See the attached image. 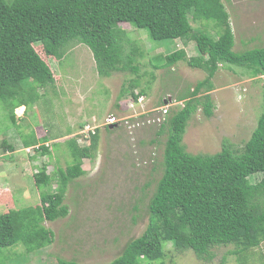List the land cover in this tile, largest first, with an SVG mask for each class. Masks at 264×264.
Listing matches in <instances>:
<instances>
[{"label": "trees", "instance_id": "1", "mask_svg": "<svg viewBox=\"0 0 264 264\" xmlns=\"http://www.w3.org/2000/svg\"><path fill=\"white\" fill-rule=\"evenodd\" d=\"M190 19L213 22L214 36L194 30ZM120 24L144 29L156 41H194L197 56L188 58L184 49H178L164 56L163 64L152 67L167 69L185 62L206 76L177 98L183 106L171 110L159 124L155 133L165 136L162 173L147 204L148 224L108 264L161 260L165 243L176 251L190 250L202 261L212 260V249L220 246L234 245L237 255L259 248L264 242V109L239 149L223 139L214 154H190L182 143L192 114L200 109L206 118L213 116L210 92L220 67L237 68L241 76L264 81V46L233 51L234 36L221 0H0V101L16 103L8 106L9 121L16 124L14 110L25 105V94L54 84L49 66L34 49L37 44L45 57L56 61L63 59L71 43L85 45L99 76L109 77L113 72L135 76L121 88L117 102L145 95L143 90L134 93L143 53ZM262 101L264 106V89ZM115 107L121 109L118 103ZM31 134L27 138L21 132L23 147L48 154L45 140L41 142L45 137ZM88 136V146L79 147L76 138L69 145L70 165L52 176L45 166L32 174L38 190H48L53 182L56 187L40 196L38 206L0 215V248L20 243L29 253L53 242V233L42 222L68 215L63 204L67 186L85 174L82 161L97 145L99 129L89 131ZM6 147L12 151L10 145ZM256 174L259 180L251 183L249 177ZM57 264L78 263L57 259Z\"/></svg>", "mask_w": 264, "mask_h": 264}, {"label": "rangeland", "instance_id": "2", "mask_svg": "<svg viewBox=\"0 0 264 264\" xmlns=\"http://www.w3.org/2000/svg\"><path fill=\"white\" fill-rule=\"evenodd\" d=\"M221 1L234 36L233 51L264 46V0ZM190 25L214 36L211 21L190 19ZM119 26L143 53L138 59L139 86L134 92L144 91L149 113L136 110L137 107L124 110L127 98L116 101L121 88L134 79L133 74L113 72L109 77L99 76L91 51L75 43L67 47L61 61L45 57L42 46L34 45L49 66L54 84L25 94L24 109L14 110L16 124L8 118V106L16 104L15 100L0 101V215L38 206L40 196L54 190V182L48 190H38L32 174L45 166L52 176L57 169L70 165L69 145L75 138L79 147L88 146V131L95 126L99 129L108 115L121 123L114 129H99L97 145L82 161L85 174L67 186L63 204L68 207V215L42 222L53 233V242L29 253L20 243L0 248V264H57V259L108 264L120 256L126 243L145 230L149 221L147 204L162 173L165 136L155 133L161 119L160 106L166 105L170 110L182 107L177 98L206 74L185 62L167 69L152 67L163 64L164 56L178 49H184L188 58L197 56L194 41H156L144 29ZM212 83L213 116L206 118L198 109L183 135L182 143L190 154H214L220 151L223 139L233 149H239L264 109L262 78H246L237 68L220 67ZM169 97L168 103L163 101ZM116 103L122 109L118 110ZM31 131L37 138L45 137L41 142L45 140L48 154L23 147L21 132L29 138ZM259 178L258 174L252 175L249 181L254 183ZM163 250V258L149 264H264V242L249 253L238 255L233 253L234 245L216 247L210 261L198 260L190 250L176 251L169 243L163 244Z\"/></svg>", "mask_w": 264, "mask_h": 264}, {"label": "built area", "instance_id": "3", "mask_svg": "<svg viewBox=\"0 0 264 264\" xmlns=\"http://www.w3.org/2000/svg\"><path fill=\"white\" fill-rule=\"evenodd\" d=\"M134 93H136V92H134ZM127 99H129L128 100V106H126L125 105V108H124V110L127 108V110H128V112H129V109H134L135 107H137V109L136 110H140L141 111V109L142 110H144V113L146 112V111H148V110H146L145 109V97L143 96V95H140V96H138L136 99H133V98H131V97H129V98H127ZM163 101H167V103L170 101V97H169V99L168 98H165ZM163 101H162V104H163ZM120 105V104H119ZM182 106H183V104H182ZM122 106L120 105V108H121ZM161 107V108H160ZM159 108H160V116H161V119H158V122H159V124L160 123H162V122H165L166 121V119H167V117H168V115H169V113H170V108H168L166 105H162V106H160ZM167 107V108H166ZM129 108V109H128ZM158 108V109H159ZM122 109V108H121ZM149 111H151V110H149ZM149 111H148V113H149ZM143 113V112H142ZM146 115V114H145ZM120 121L119 120H117L116 119V117L115 116H113V115H108L106 118H105V120H104V122H103V124L100 126V128L99 129H104V128H107V127H109V126H111V125H115L116 127H118V126H120ZM94 130L95 129H98V127H94L93 128ZM88 130H91V129H86V132L88 131ZM94 130H91V132H93ZM89 132V131H88Z\"/></svg>", "mask_w": 264, "mask_h": 264}, {"label": "water", "instance_id": "4", "mask_svg": "<svg viewBox=\"0 0 264 264\" xmlns=\"http://www.w3.org/2000/svg\"><path fill=\"white\" fill-rule=\"evenodd\" d=\"M108 128H109V129H113V128H116V126H115V125H111V126H109Z\"/></svg>", "mask_w": 264, "mask_h": 264}, {"label": "crops", "instance_id": "5", "mask_svg": "<svg viewBox=\"0 0 264 264\" xmlns=\"http://www.w3.org/2000/svg\"><path fill=\"white\" fill-rule=\"evenodd\" d=\"M18 108H23V109H24V107H23V106H20V107H18ZM18 108H16V109H18ZM16 109H15V110H16ZM74 124H75V122H74ZM35 137H36V135H35ZM36 138H37V137H36Z\"/></svg>", "mask_w": 264, "mask_h": 264}, {"label": "clouds", "instance_id": "6", "mask_svg": "<svg viewBox=\"0 0 264 264\" xmlns=\"http://www.w3.org/2000/svg\"><path fill=\"white\" fill-rule=\"evenodd\" d=\"M137 92V91H136ZM143 96H145V95H143Z\"/></svg>", "mask_w": 264, "mask_h": 264}]
</instances>
